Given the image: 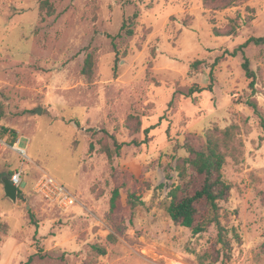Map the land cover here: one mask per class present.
Masks as SVG:
<instances>
[{"label": "rangeland", "instance_id": "rangeland-1", "mask_svg": "<svg viewBox=\"0 0 264 264\" xmlns=\"http://www.w3.org/2000/svg\"><path fill=\"white\" fill-rule=\"evenodd\" d=\"M224 4L0 0V121L27 149L25 158L0 147V264H203L198 256L206 251L216 257L217 227L194 235L173 222L167 205L173 186L202 184L193 171L184 182L175 169L188 156L185 143L203 148L209 131L233 124L243 155L223 168L232 189L220 202L233 248L230 260L215 264H264V44L232 55L264 35V0ZM234 18L235 34L214 33L231 29ZM92 51L97 64L88 82L82 68ZM111 135L124 143L120 153ZM19 170L24 192L13 202L2 177ZM43 172L75 194L73 207L35 192ZM115 188L120 199L111 211ZM130 193L143 202L132 206Z\"/></svg>", "mask_w": 264, "mask_h": 264}, {"label": "trees", "instance_id": "trees-1", "mask_svg": "<svg viewBox=\"0 0 264 264\" xmlns=\"http://www.w3.org/2000/svg\"><path fill=\"white\" fill-rule=\"evenodd\" d=\"M239 0H203L204 4L225 2L222 7H228ZM49 15L54 14V8L48 4V1L43 3V8H46ZM249 8V7H248ZM254 14V9H248ZM252 16V15H251ZM133 17H137V13ZM234 25L228 31L222 32L217 27H214V33L216 35H231L235 34L236 27ZM127 32L132 33V29L128 28ZM251 43L264 44V35L259 37H250L244 43H242L232 55H236L239 51L244 53V49ZM200 61L195 63L198 64ZM97 64V56L94 51L88 53L83 68L82 74L88 82H92L95 72V66ZM245 74L251 79L250 87L254 90L256 85V75L251 68L250 60L244 55V61L242 63ZM198 90H201V88ZM252 108L258 112L257 101H249ZM1 117V115H0ZM261 126L264 128V118L261 117ZM133 132L139 131L138 128H133ZM239 125L233 124L224 129L216 127L209 131L207 134V142L203 148H197L190 142L185 143V149L188 156L179 158L177 160L175 169L178 171L181 179L186 182L188 172L193 171L197 176L202 178V184L199 188L191 189L190 186L185 184H178L173 186L169 191L170 202L167 205V211L177 225L187 227L192 230L194 235L207 231V229L215 225L218 229L217 243L220 245V249L217 251V256L206 251L203 255H199V261L203 264L210 262L217 263L219 261L225 262L230 260L231 251L233 248L232 237L229 236V229L222 224L220 215V202L228 199L232 189V185L225 179L223 174V168L227 163L228 158L238 159L243 155L244 143L239 134ZM6 127L1 126L0 133L5 136L8 133ZM148 133V129H145ZM10 139V136H8ZM115 144V152L120 153L124 143H120L115 135H111ZM17 135L13 134L11 142H15ZM135 144H140L137 139L132 141ZM107 153L110 157L113 156V151L108 148ZM9 178H12L11 174H8ZM167 178H170V173L167 174ZM23 191L19 188L18 197L22 198ZM120 199V190L115 188L111 198V211H115L118 208V201ZM129 201L132 206L143 201L135 193L129 194ZM31 219L34 215L31 214ZM35 221V220H34ZM238 238V235H237ZM99 249V247H96ZM102 253H105V249H101ZM29 259L26 264H30Z\"/></svg>", "mask_w": 264, "mask_h": 264}, {"label": "built area", "instance_id": "built-area-1", "mask_svg": "<svg viewBox=\"0 0 264 264\" xmlns=\"http://www.w3.org/2000/svg\"><path fill=\"white\" fill-rule=\"evenodd\" d=\"M2 123L0 121V129ZM21 137L17 138L15 142L9 140L8 134L5 136L0 133V147H10L19 152L25 158L27 157V149L21 145ZM23 171H16L12 175L13 182L18 186L22 182ZM35 192L42 195L46 199L58 204L61 208L69 209L77 203L75 194L70 191L61 181L47 172H43L37 179L35 184Z\"/></svg>", "mask_w": 264, "mask_h": 264}, {"label": "water", "instance_id": "water-1", "mask_svg": "<svg viewBox=\"0 0 264 264\" xmlns=\"http://www.w3.org/2000/svg\"><path fill=\"white\" fill-rule=\"evenodd\" d=\"M2 182L4 185V191H5L6 196L9 199H11L13 202H16L18 199V193H19L18 186L7 175L2 177Z\"/></svg>", "mask_w": 264, "mask_h": 264}, {"label": "crops", "instance_id": "crops-1", "mask_svg": "<svg viewBox=\"0 0 264 264\" xmlns=\"http://www.w3.org/2000/svg\"><path fill=\"white\" fill-rule=\"evenodd\" d=\"M24 192V191H23Z\"/></svg>", "mask_w": 264, "mask_h": 264}]
</instances>
